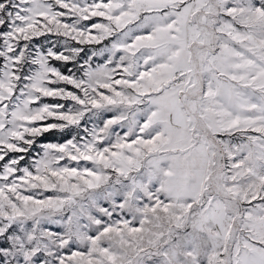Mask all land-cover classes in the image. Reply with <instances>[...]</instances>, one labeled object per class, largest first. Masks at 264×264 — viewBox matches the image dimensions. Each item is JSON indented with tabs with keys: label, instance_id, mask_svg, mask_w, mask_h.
Returning <instances> with one entry per match:
<instances>
[{
	"label": "snow or ice",
	"instance_id": "1",
	"mask_svg": "<svg viewBox=\"0 0 264 264\" xmlns=\"http://www.w3.org/2000/svg\"><path fill=\"white\" fill-rule=\"evenodd\" d=\"M0 264H264V0H0Z\"/></svg>",
	"mask_w": 264,
	"mask_h": 264
}]
</instances>
